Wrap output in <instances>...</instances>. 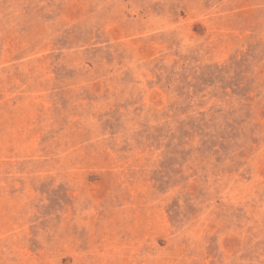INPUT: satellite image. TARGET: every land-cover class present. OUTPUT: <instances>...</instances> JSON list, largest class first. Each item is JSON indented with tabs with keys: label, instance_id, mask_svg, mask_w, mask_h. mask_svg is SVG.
Segmentation results:
<instances>
[{
	"label": "rangeland",
	"instance_id": "rangeland-1",
	"mask_svg": "<svg viewBox=\"0 0 264 264\" xmlns=\"http://www.w3.org/2000/svg\"><path fill=\"white\" fill-rule=\"evenodd\" d=\"M0 264H264V0H0Z\"/></svg>",
	"mask_w": 264,
	"mask_h": 264
}]
</instances>
